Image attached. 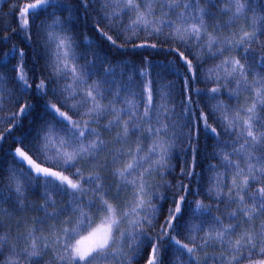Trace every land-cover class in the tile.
Listing matches in <instances>:
<instances>
[{
    "label": "snow or ice",
    "instance_id": "snow-or-ice-1",
    "mask_svg": "<svg viewBox=\"0 0 264 264\" xmlns=\"http://www.w3.org/2000/svg\"><path fill=\"white\" fill-rule=\"evenodd\" d=\"M203 3L206 7H201V0H80L84 13L79 18L85 20L89 5H99L93 27L112 47L158 49L157 41L179 44L193 57L189 59L179 48L169 49L184 65L183 74L171 62L153 65L145 59L143 67L113 63L107 55L92 50L87 37V50L80 51L73 33L74 10L65 0H35L19 8L16 18L22 38L31 47L34 27L41 39L31 67L25 51L16 46L0 57L3 69L19 56L7 75L0 71V112L6 103L18 106L8 118L14 122L8 133L35 111L36 106L24 100L33 91L30 80L38 79L34 84L38 96L50 92L57 102L45 100L39 123L16 140L7 175L0 174V229L10 209L23 212L32 207L40 213L32 227L16 237L27 241L19 251L0 231V256L6 247L9 252L0 264H21L22 260L39 264L49 252L56 264H133L144 257L146 249L145 264H264V221L232 239L241 227L240 216L251 224L264 215V54L251 47L264 35V7L257 10V0ZM58 11L68 15L60 16ZM217 11L229 19L209 32L206 18H214ZM41 12L47 15L36 24ZM124 17L129 18L127 24ZM240 18L249 21L251 31L242 27L239 33L220 35L222 28ZM105 22L116 37L100 27ZM140 33L145 34L143 40ZM120 36L124 43L118 44ZM230 50L240 52L241 57L224 56ZM217 58L221 59L212 67H202L206 60ZM40 59L46 74L37 77ZM155 68L166 69L178 79L167 80L161 71L154 73ZM10 81L14 86L6 87ZM197 81L216 86L193 87ZM242 92L252 94L246 106L236 108L218 99L227 95L238 103ZM194 96L208 97L207 112ZM108 114L113 118L101 124ZM210 118L217 126L209 123ZM117 127L121 131L110 148L103 133ZM201 132L215 141L205 158L219 161L207 165L212 175L206 186L204 173L196 171ZM129 136H135L136 143L126 148ZM4 139L0 133V142ZM174 158L184 160L180 176L189 181L195 178L197 186L178 181L171 196L173 206L164 214L162 202L168 197L157 189L172 185L165 181L154 186L153 176L173 172L175 165L170 161ZM233 172L229 187L226 181ZM252 185L256 187L250 190ZM226 187L229 190L224 193ZM40 188L44 202L38 206L26 203V192ZM201 190L209 200L237 205L226 211L232 222L224 224L203 200L189 199ZM56 197L66 200L58 206ZM49 221L57 223L49 225ZM42 225L49 226V235H37ZM217 243L224 246V252L198 255Z\"/></svg>",
    "mask_w": 264,
    "mask_h": 264
},
{
    "label": "trees",
    "instance_id": "trees-1",
    "mask_svg": "<svg viewBox=\"0 0 264 264\" xmlns=\"http://www.w3.org/2000/svg\"><path fill=\"white\" fill-rule=\"evenodd\" d=\"M35 0H0V57H3L5 53H8L9 50L13 47L16 46L18 49H23L26 53L25 56V61L27 62L28 66L31 67L33 65V60L36 59V52L34 49H39V45L37 44V40L41 39L39 35L35 33V28H32L33 31V36H32V41H31V47L29 44L22 38L23 33L20 31V27L17 21V15H18V10L19 8H22L25 3H32ZM65 3L73 9V18L76 20L75 26L73 27V33L75 34L76 41L79 44V50L80 51H85L87 50V45L84 42L85 37H87L89 40L92 41L91 48L92 50H95L96 52L100 53L101 55H107L113 63L119 62V61H124L125 63H130V64H135V65H140L143 67V62L145 59L148 61H151L153 65H160V64H168L169 62L173 63L176 65V67L180 70L181 74L185 73V68L184 65L180 62L178 56L175 54V52L170 51L169 49L171 48H179L180 51H184L185 55L189 57V59H193L191 55H189V52L186 51L183 47H181L179 44H176L174 42H159L160 47L158 49H142V48H132L130 45H126L124 49H118L115 47H112L108 41H106L103 37H101L93 27V24L95 23L98 13L95 11L96 8L99 7V5H89L87 19L79 18L81 13H84V9L80 4V0H65ZM15 5V7H14ZM257 5L259 10L260 8L264 7V0H257ZM157 11H159L158 5ZM201 7H206V5L203 3V0H201ZM219 8L224 7V4H218ZM49 12L51 9L48 10ZM60 16H67L68 13L67 11H58L57 13ZM47 13L41 12L39 19L36 20V24L40 23V20L45 19ZM248 15H252V13H249ZM128 17H124V23H128ZM208 19V31L212 32L216 24H223L225 21L229 19L228 15H224L221 12L217 11L216 15L214 18H206ZM29 20L30 22L32 21V16L29 15ZM105 23H101L100 27L104 29V31L108 32L109 35H112L116 37V33L113 31H110L105 25ZM243 27L244 30L246 31H251L252 29L249 27V21L245 20L244 18H240L236 20L235 23L230 25L228 28H222L220 35L221 36H230L233 33H239L241 28ZM3 37H8L9 39L7 42H3L2 38ZM141 40L145 38L144 33H140ZM163 38H161V41ZM141 42L140 40H134L133 43H139ZM150 43L153 42L152 40L149 41ZM117 43L121 44L124 43V36H120L117 39ZM251 47L258 53L264 54V35H261L259 37L258 42L253 43ZM193 52L199 51V49L193 48ZM224 56H235V57H241L240 52L236 50H230L226 51L224 53ZM219 59L217 58L216 60H211L208 59L206 60L202 67L208 68L212 67L214 64L219 62ZM19 60V56L17 55L15 59L9 60L7 66L3 69H0V71H3L6 75L9 73V70L11 69V66ZM82 62V61H81ZM195 63V60H193ZM242 62L243 59H242ZM44 65V60L40 59L39 64L36 65L37 72L36 76L40 77L42 75H45L46 72L43 69ZM156 71H161L163 76L167 80H175L178 79L177 76L169 73L166 69H159L155 68L153 69V72L155 73ZM31 75V74H30ZM253 74H249V79H252ZM136 79H139V77H136ZM30 83L33 84V91L26 95L24 97L25 101L30 102L31 104H34L35 111H33L30 115H27L22 118V126L21 127H16L14 128L10 134L8 133V129L11 128V125L14 123L10 119H8L13 112L18 111V106L13 105V104H8L6 103L4 106L3 112H0V133H3L5 135V139L0 142V174L2 175H7V172L5 171L8 169L9 165L12 163V155L10 153V150L14 149L17 144L16 140H18L23 134L26 132H31L33 128L36 126V124L39 123V115L44 111L42 105L44 104L45 100L50 101L51 103H56V98L52 96V94L49 92L47 96L41 98L35 93V88L34 84L38 83V79L33 81L30 80ZM14 82L10 81L6 87H13ZM215 84L212 83H205L201 81H197L193 87L196 88H201V89H210L212 87H215ZM231 87V85H230ZM155 88V85H154ZM226 91V90H223ZM194 100H199L200 107L207 112L208 111V97L207 96H194ZM218 99L223 100L226 104L232 105L236 108H239L241 106H246L251 102L252 99V94L249 92H242L239 97V102L235 100H229L227 95H221L218 97ZM23 102V101H22ZM104 103H107V101H104ZM212 103H215V101H212ZM64 111H67V109H62ZM179 111V109H177ZM69 115L73 116V119H77L78 117L73 115V113L69 112ZM112 114H108V116L102 120L100 123L105 124L107 123L108 120H111ZM209 123H211L213 126H217L215 120L209 119ZM94 127H97L101 131H103L102 128H100V125H93ZM121 131L119 127L113 129L111 132H104L103 133V138L106 141H109V147L111 148L112 145V140L115 137L116 133ZM219 131V128H218ZM15 138V139H14ZM227 139V137H225ZM136 143V137L135 136H129L128 138V144L125 145V147H134ZM215 143V141L211 137H206L203 132H201L200 137H199V152L197 154V167L196 171L198 173L203 172L204 173V181H205V186L207 182V178L209 175H212V173L207 172V165L209 163L212 164H218L219 161L215 159L205 158L207 153H211L213 151L212 145ZM104 155V154H102ZM182 155V154H181ZM233 159H237L236 157H233ZM170 163H173L175 165V170L171 173H165L163 176L160 174L156 173L153 176V184L154 186L156 184H162L165 181L170 182L172 187L171 188H164L161 187L157 189L162 195L168 197V199L164 200L163 203V208L162 212L164 214L167 213V209L172 205L171 201V196L173 191L175 190V187L177 185V182L180 180H183L185 184H189L190 187L195 188L196 181L195 178H193L191 181L188 179H185L180 176V168L184 165V160L182 158H174ZM19 167V165H17ZM88 169H86L87 171ZM219 171L223 172L224 169L221 168ZM233 173H229L228 180L226 183H228L229 187H231V179L233 176ZM256 185H252L250 190L252 188H255ZM229 190L228 187L223 188V192L227 193ZM43 189H36L35 191L28 190L26 192L27 195V201L26 203L33 205V206H38L41 203H43V197L41 195ZM189 199H200L203 200L205 204H210L212 206V212L214 215L221 217L223 220L224 224H229L232 221H229L226 215V211L230 212L233 211L237 208L236 204H227V201L225 203H218L216 200H209L203 193V190H201V194L199 196H189ZM57 204L58 206L63 204L66 200V198L63 197H56ZM227 205V207H226ZM5 208H9L8 204L4 205ZM10 215H5L3 217L4 219V227L3 229H0L3 233L7 234L8 240L10 244H15L17 245V251L19 249L23 248L27 241L20 240L18 241L16 237L21 234L25 233L28 228L32 227L33 225V218L36 217L37 215H40V213L36 212L33 210L32 207L27 208L23 212H11L10 209ZM63 219V217L61 218ZM239 223L241 225L240 228L236 230V233L232 236V239H238L239 235L241 232L245 230H251V225H259L262 221H264V215L260 216L258 219L254 220L251 222L245 220L242 216L239 218ZM160 222H163V216L159 217ZM57 223L56 221H49V225ZM42 232L37 233V235H49V226L48 225H42ZM159 224H157L156 228L153 229L152 231L155 232L158 230ZM207 230V228H205ZM204 233L201 232L200 235H203ZM178 238L183 239L182 236H178ZM165 244H167V241H165ZM55 248L56 246L53 245ZM225 248L224 246H221L217 243L216 247H208L205 248L202 252H199L198 255L201 257L204 256V253L207 252L209 254L215 253L219 255L221 252H224ZM147 252L148 249L145 250V255L143 258H141L138 261H133V264H145V260L147 257ZM9 255L7 247L5 248L4 255L0 256V260L5 259ZM131 255V253H129ZM21 264H27L26 261L22 260ZM35 264V262H34ZM39 264H56L55 260L53 259L52 252H49L43 256V258L39 261ZM211 264V262H210Z\"/></svg>",
    "mask_w": 264,
    "mask_h": 264
},
{
    "label": "rangeland",
    "instance_id": "rangeland-1",
    "mask_svg": "<svg viewBox=\"0 0 264 264\" xmlns=\"http://www.w3.org/2000/svg\"><path fill=\"white\" fill-rule=\"evenodd\" d=\"M35 2V1H34Z\"/></svg>",
    "mask_w": 264,
    "mask_h": 264
}]
</instances>
